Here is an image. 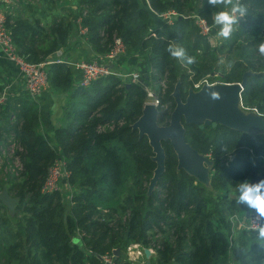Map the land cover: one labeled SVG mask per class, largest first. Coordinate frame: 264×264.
<instances>
[{
    "label": "trees",
    "instance_id": "trees-1",
    "mask_svg": "<svg viewBox=\"0 0 264 264\" xmlns=\"http://www.w3.org/2000/svg\"><path fill=\"white\" fill-rule=\"evenodd\" d=\"M242 2L248 14L218 47L188 18L199 16L215 26V9L207 0H76L77 11L49 26L30 19H8V26L18 54L33 64L49 62L70 41L80 18L99 55L120 39L126 47L122 63L144 60L153 70L147 83L158 91L161 126L170 123L179 83L185 101L195 82L218 71L220 52L237 54L225 82L241 83L251 72L242 105L264 116V56L257 52L264 42V0ZM170 10L179 14L173 25L156 15ZM155 20L160 27H154ZM169 44L194 57L195 63L186 66L195 73L192 80L189 69L166 51ZM48 71L51 88H73L68 67L54 64ZM80 91L84 106L69 113L67 126L55 133L59 151L40 132L35 101L8 97L0 107V142L14 140L21 163L18 175L2 170L5 178L0 179V193L7 188L19 200L14 218L0 202V214L5 212L0 216V264H105V256H115V264H132L131 245L153 249L152 264H229L230 257L235 264H257L251 257L256 234L236 243L233 218L249 211L236 203L237 183L264 179V135L186 126L187 142L214 162L211 187L179 171L171 143L163 142L166 171L149 196L155 154L148 138L133 130L143 116L146 91L115 76ZM61 157L70 177L63 190L43 195L49 171Z\"/></svg>",
    "mask_w": 264,
    "mask_h": 264
},
{
    "label": "water",
    "instance_id": "water-1",
    "mask_svg": "<svg viewBox=\"0 0 264 264\" xmlns=\"http://www.w3.org/2000/svg\"><path fill=\"white\" fill-rule=\"evenodd\" d=\"M242 21L243 18L240 22ZM251 75V72L246 73L241 83L205 86L200 91L190 89L185 101L182 99L179 83L173 94L176 108L168 126L159 124L160 109L154 105L145 106L143 116L133 126V130L139 132L141 139L148 138L155 154L153 161L157 164V169L149 186V196L155 192L166 171V154L163 142L171 143L178 157L179 171H184L200 184L208 188L211 187V171L214 162L209 157L200 154L187 142L186 126H198L201 129L209 126L214 128L222 126L247 135H264V116L255 112L246 113L243 110L242 94ZM148 80L149 75L146 74L139 86L147 87ZM210 91L218 92L221 98L211 99ZM0 202L7 207L9 214L13 217L19 200L11 197L5 188L0 193ZM250 214V212L247 213L248 218H250ZM144 253L146 264H152V251L146 249ZM115 255H119L118 250L115 251Z\"/></svg>",
    "mask_w": 264,
    "mask_h": 264
},
{
    "label": "built area",
    "instance_id": "built-area-1",
    "mask_svg": "<svg viewBox=\"0 0 264 264\" xmlns=\"http://www.w3.org/2000/svg\"><path fill=\"white\" fill-rule=\"evenodd\" d=\"M21 1L23 0H0V49L11 62L15 63L19 67L24 79L26 90L33 100L38 99L51 88L48 68L54 64H65L67 66L73 67L77 71H80L82 73V80L80 84L82 89L89 88L98 80L110 76H115L121 78L126 83L137 85H139L143 80V75L138 72L126 71L123 73H119L111 68V66L117 60H120L126 53V47L120 39L115 40V43L109 53L98 56L92 61H83L75 64H70L63 61H49L40 64L27 62L17 52V48L12 37V32L10 31V28L8 26L7 17V11L12 9ZM156 15L159 19H161L168 25H173L175 20L179 17V14L174 10ZM188 18L195 21L196 26L199 28L200 35L203 38L207 39L209 42L211 41V44L213 46H217L213 44L214 40L220 38L214 37V32L218 29L216 26L210 25L206 19L199 16H192ZM237 26L235 27V29L237 28ZM77 29L79 35L86 39L88 35V29L83 26V18H80L78 20ZM153 35L155 36V34ZM185 68L189 69L188 67ZM151 74H153L152 69H150L148 75ZM189 74L192 80L195 76V73L191 69H189ZM221 84H227L225 82V76L221 72L215 71L214 73L207 75L200 81L195 82L194 86L191 89L200 91L205 86H215ZM143 89L147 93L146 105H154L161 110L159 96L156 94V91L153 89V87H151V85L148 83V86L143 87ZM7 100V92L0 94V107L5 106ZM256 113L258 112L256 111ZM17 149L18 145L14 140H10L8 143L0 147V157H4L6 158L5 160L8 161V165L4 168L6 174L10 173L13 175H18L19 171L21 170V163L16 157ZM229 161H233V157H229ZM69 177L70 173L68 171L67 160L64 157L57 159L49 171V176L42 188V194L52 195L63 190V183L67 182ZM249 212L251 213L250 218H248L247 225L243 227V231L247 234H253L254 232L250 231L251 225L254 223H264V221L260 220V218L257 217L255 213L251 211ZM145 250L146 249H144L140 245H131L127 250L128 260L132 264H146L147 260L144 253ZM149 250L152 251L153 255L155 254V251L153 249ZM114 258L115 256H105L102 258V261L105 264H115Z\"/></svg>",
    "mask_w": 264,
    "mask_h": 264
},
{
    "label": "crops",
    "instance_id": "crops-1",
    "mask_svg": "<svg viewBox=\"0 0 264 264\" xmlns=\"http://www.w3.org/2000/svg\"><path fill=\"white\" fill-rule=\"evenodd\" d=\"M53 2L55 4H53ZM78 10L76 0H23L16 4L12 9L7 11L8 19H30L41 20L42 26L51 25L54 20L69 16L72 12ZM161 21L155 20L154 27H160ZM214 32V37L218 36ZM101 56L95 52L92 45L81 37L77 31L73 33L70 41L55 53L50 61H63L67 63H79L83 61H92L94 58ZM137 59V58H136ZM65 65V64H61ZM68 67L73 74V88L68 91L49 89L45 94L36 100H33L28 94L22 73L19 67L11 62L0 49V94L7 92L8 97L16 100L32 99L38 104L40 114V132L47 138L48 142L59 151L55 141V133L61 127L67 126L69 113L77 111L85 104L86 97L80 91L82 73L71 66ZM111 68L116 72H138L143 76L149 74L150 68L144 60H139L136 65L134 62L122 63L117 60ZM85 98V99H84ZM4 143L0 142V147ZM249 212V211H248ZM237 214L233 218V237L236 243H239V238L251 237L252 234H247L243 231L248 223L247 213ZM243 237V238H244ZM155 255V254H154ZM231 258V257H230ZM229 264H235L232 258ZM264 264V260L262 263Z\"/></svg>",
    "mask_w": 264,
    "mask_h": 264
},
{
    "label": "clouds",
    "instance_id": "clouds-1",
    "mask_svg": "<svg viewBox=\"0 0 264 264\" xmlns=\"http://www.w3.org/2000/svg\"><path fill=\"white\" fill-rule=\"evenodd\" d=\"M207 3L215 9L211 18L212 23L218 28L216 35L224 40L232 36L240 20L248 14V9L242 0H207ZM166 51L185 67L195 63L194 57L189 56L183 47L169 44ZM257 52L260 56H264V42L259 43ZM209 95L213 100L221 98L216 91H210ZM236 192V203L244 205L247 210L264 221V179L254 183L247 180L239 182ZM250 231L256 234V246L264 251V223L252 224Z\"/></svg>",
    "mask_w": 264,
    "mask_h": 264
},
{
    "label": "rangeland",
    "instance_id": "rangeland-1",
    "mask_svg": "<svg viewBox=\"0 0 264 264\" xmlns=\"http://www.w3.org/2000/svg\"><path fill=\"white\" fill-rule=\"evenodd\" d=\"M235 31V30H234ZM221 40H223V38H219V39H217V40H214L213 41V44L214 45H217V47H218V45H219V43H221ZM237 59H238V56H237V54H233V55H231V56H226V51H223V52H220L219 53V61L217 62V64H216V67L218 68V71L219 72H221L224 76H226V75H228L230 72H231V70L233 69V67H234V65H235V63L237 62ZM161 86H164L165 87V81H163L162 83H161ZM151 87H153V89L156 91V88H154V86L153 85H151ZM52 88H50V90H51ZM156 94L158 95V91L156 92ZM159 96V95H158ZM85 99V98H84ZM84 101H86V100H84ZM243 110L246 112V113H256V111H253V110H251V109H249V108H245V107H243ZM6 158H2V157H0V179L1 178H5V172L3 173V171H4V168L8 165V161H6L5 160ZM3 170V171H2ZM2 193V192H1ZM5 215V212L3 213H1L0 214V216H4ZM15 215H16V213H15ZM14 215V216H15ZM11 216V215H10ZM14 216H13V218H14ZM12 217V216H11ZM16 221H14V223H15ZM252 246H253V248H251V253H252V255H251V257H252V259L253 260H255V263H259V264H261V257H260V249L256 246V243H253V244H251Z\"/></svg>",
    "mask_w": 264,
    "mask_h": 264
}]
</instances>
